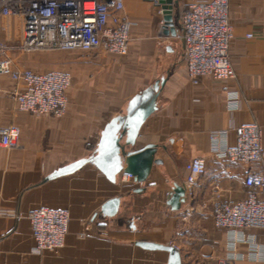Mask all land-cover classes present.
Returning <instances> with one entry per match:
<instances>
[{"label": "crops", "instance_id": "0c3cea01", "mask_svg": "<svg viewBox=\"0 0 264 264\" xmlns=\"http://www.w3.org/2000/svg\"><path fill=\"white\" fill-rule=\"evenodd\" d=\"M193 1L179 0L173 11L177 35L172 36L164 32L159 7L150 0H126L122 15L133 24L123 56L102 49L68 50L64 61H52L44 52H13L17 67L63 70L71 75L72 84L61 117L18 112L6 92L0 95V127L15 124L20 129L17 147L0 146V264H168V251L147 249L138 241L174 245L181 264H219L226 256L228 234L215 226L212 205L243 199L247 172L262 165L218 157L211 151L210 135L225 130L227 142L234 145V126L257 122L264 148V0H230L235 77L206 75L198 82L188 75L180 27L183 6ZM159 26L167 42L165 51L153 36ZM114 64L120 77L114 74ZM162 78L157 109L131 147L159 145L156 158L162 163L153 166L143 185L124 173L113 182L93 163L48 178L59 167L92 154L105 125L124 113L136 93ZM13 85L10 77L0 75L1 87ZM230 97L238 103L230 104ZM194 157L206 160V170L195 183L194 195L172 209L169 192L174 183L183 185L186 165ZM142 186V192H135ZM116 196L122 198L119 212L104 216L102 205ZM41 207L70 211L62 248L34 250L28 215ZM255 232L264 244V229ZM247 249L244 243L238 245L242 253ZM235 264L264 261L244 258Z\"/></svg>", "mask_w": 264, "mask_h": 264}, {"label": "built area", "instance_id": "2783aa9c", "mask_svg": "<svg viewBox=\"0 0 264 264\" xmlns=\"http://www.w3.org/2000/svg\"><path fill=\"white\" fill-rule=\"evenodd\" d=\"M126 0H0V75L14 82L6 92L18 112L61 117L66 111L67 89L71 75L62 70L45 72L19 68L13 52L42 50L103 49L123 56L128 51L130 28L133 24L122 15ZM163 14L161 0H150ZM230 0H194L185 3L180 15L181 38L188 75L193 82L210 75L221 80L235 77L230 59L232 28L229 17ZM174 11V10H173ZM238 103L230 97V104ZM232 107V106H231ZM236 143L226 140L227 131L216 130L210 135L211 151L218 157L244 163L258 162L261 169L247 172L246 196L238 201H215L212 218L216 227L227 231L226 256L219 264H235L244 258L264 261V244L256 230L264 229V148L262 130L257 122L234 126ZM20 129L11 124L0 127V146L19 145ZM206 160L192 158L186 165L185 197L194 195L197 179L206 170ZM192 210V209H191ZM191 212L188 210L186 217ZM34 250L42 252L62 248L71 221L68 209L41 207L29 215ZM244 243L242 253L238 245Z\"/></svg>", "mask_w": 264, "mask_h": 264}, {"label": "water", "instance_id": "95a60500", "mask_svg": "<svg viewBox=\"0 0 264 264\" xmlns=\"http://www.w3.org/2000/svg\"><path fill=\"white\" fill-rule=\"evenodd\" d=\"M163 8L164 32L177 35L173 10L179 0H161ZM165 78L136 93L127 103L123 114L113 117L101 130L100 139L92 154L59 167L48 178L71 174L86 163H93L106 177L116 182L120 173L131 175L135 182L144 184L155 164L162 160L156 158L159 145L148 143L139 149H131L136 144L140 129L149 115L157 109V100ZM139 187L135 192H142ZM185 188L174 183L169 192L167 203L172 209H179L185 200ZM120 196L108 199L101 207L104 216H115L120 209ZM138 245L147 249H163L169 252L168 264H181L180 251L172 244H161L152 241H138Z\"/></svg>", "mask_w": 264, "mask_h": 264}, {"label": "rangeland", "instance_id": "374dc122", "mask_svg": "<svg viewBox=\"0 0 264 264\" xmlns=\"http://www.w3.org/2000/svg\"><path fill=\"white\" fill-rule=\"evenodd\" d=\"M153 36L158 41L157 44H158V46H160L161 51H165L164 46L166 45L167 42H166V39L164 38V36H162V29L160 28V26L158 27V31L156 33H154ZM1 39H3V38H1ZM103 51H105V50H103ZM18 52H21V51H18ZM38 52L46 53L47 56L49 57V59H52V61H64L65 56L68 54V50L67 51L66 50H44V51H38ZM130 52H131V50L129 51V53ZM81 53L86 54L88 52H81ZM90 53H94V52L90 51ZM116 63H117V61H116ZM114 67H115L114 74L117 75V77H120V75H122V74L119 71V66L114 64ZM112 74H113V71H112Z\"/></svg>", "mask_w": 264, "mask_h": 264}]
</instances>
